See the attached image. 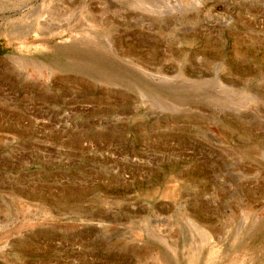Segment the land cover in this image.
<instances>
[{"label":"rangeland","instance_id":"374dc122","mask_svg":"<svg viewBox=\"0 0 264 264\" xmlns=\"http://www.w3.org/2000/svg\"><path fill=\"white\" fill-rule=\"evenodd\" d=\"M252 218L264 0H0V264H264Z\"/></svg>","mask_w":264,"mask_h":264},{"label":"bare ground","instance_id":"6f19581e","mask_svg":"<svg viewBox=\"0 0 264 264\" xmlns=\"http://www.w3.org/2000/svg\"><path fill=\"white\" fill-rule=\"evenodd\" d=\"M66 47L69 50V52L71 53V56L74 57V60L77 63L81 64V66H83L85 71H88L91 74H98V73L102 72L104 70V67H109L113 70L116 69L115 71H119V72L121 70V69H119L120 68L119 63L116 61V59L112 55L109 54V51L104 46V44L100 41V39H98L95 35H92L88 31H84V32L80 33L79 37L76 38V40L73 41L69 46H66ZM163 89L168 91L169 94L173 95L172 90H168L167 88H163ZM189 94H191V93L185 91V93L183 95H178L177 97L175 96V98L178 99L179 101H183L186 98V96ZM212 100L216 101L217 99L212 98ZM253 219L254 218H252V223L249 224V227L246 231V236H245L246 238L252 239L255 235H257L260 232H263V230H264V218L261 220H253ZM200 237H201V235H200ZM241 239L233 241L229 245L228 250H230L232 253H234V252L239 251L240 249L246 247V244ZM229 255H228V257H229ZM230 257H233V256L231 255ZM161 261H164V262H162V264H172L168 258H166L165 260L163 259ZM226 264H243V263H240L239 261L235 260L234 258H230Z\"/></svg>","mask_w":264,"mask_h":264}]
</instances>
